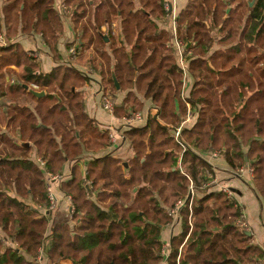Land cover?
<instances>
[{
  "label": "trees",
  "instance_id": "trees-1",
  "mask_svg": "<svg viewBox=\"0 0 264 264\" xmlns=\"http://www.w3.org/2000/svg\"><path fill=\"white\" fill-rule=\"evenodd\" d=\"M92 1L62 0L72 9L78 37L67 50L76 47L77 57L86 56L95 46L87 64L79 65L73 59L60 64L63 23L54 0H0V30L17 32L24 25V32L42 36L59 62L45 75L19 45L0 46V118L3 114L8 121L6 132L0 127V238L7 245L0 241V264H37L43 246L48 264L65 259L73 264H162V232L174 223L170 211L188 197L190 179L200 186L213 171L198 149L219 151L234 172L252 163L253 186L264 197V0H191L177 18V40L192 82L187 101L199 108L197 123L181 134L191 147L184 153L185 171L180 169L181 145L174 139L188 112L184 76L170 33L157 25L168 19L164 0ZM115 18L120 32L116 35L112 26L105 34L102 24L111 26ZM216 30L220 49L212 53ZM12 66L23 70L17 73ZM112 71L120 92L128 93L117 115L142 110L138 96L157 110L145 124L123 131L134 153L129 162L110 153L95 156L110 148V132L98 128L84 103L82 89L98 75L117 104ZM24 85L36 86L32 90L45 96L36 97ZM17 132L47 162L46 170L29 148L14 143L10 136ZM240 141L249 143L248 152ZM84 155H92L85 171L76 164ZM72 164L71 179L61 181L59 189L71 198L74 212L71 223L56 224L45 171L61 175ZM204 192L193 202V224L190 209L181 210L182 232L172 239L166 264L263 260L264 252L236 224L241 211L235 202L218 189Z\"/></svg>",
  "mask_w": 264,
  "mask_h": 264
},
{
  "label": "crops",
  "instance_id": "crops-1",
  "mask_svg": "<svg viewBox=\"0 0 264 264\" xmlns=\"http://www.w3.org/2000/svg\"><path fill=\"white\" fill-rule=\"evenodd\" d=\"M55 1V0H54ZM225 3H229L231 0H222ZM62 2V1H61ZM166 5V10L168 11V19L167 20H160L157 21V25L160 30H167L170 33L171 36V47L177 51L176 45H177V31H176V21L178 16L181 14V12L189 6L191 3V0H164ZM93 1L91 0L90 4H92ZM254 5V2L250 4V7L252 8ZM4 5L0 2V11ZM23 8V7H22ZM72 11V9H69ZM91 9H89L90 11ZM92 11V10H91ZM60 16V15H59ZM61 21L63 23V35L58 43V51L60 55L62 56V60L60 61V64L68 63L71 59L68 55L69 51L67 50L72 43L75 41H78V37L76 34V31L74 29L73 20L69 17L66 18L64 16H60ZM113 26V29L116 31V35L120 32V21L119 19L115 18L112 20L111 26L108 22H105L102 24V30L105 34H107L110 30V27ZM0 35L3 37L4 44L6 48L10 47L11 45H19L22 50L27 54V57L30 58L29 53L34 51H39L40 57L37 62H33L37 65H39V71L42 74H49L51 73L54 68H56L59 65V62H56L53 58V55L49 52V49L46 45H43V41L38 37L37 34L29 31V33L24 32V25H20L18 27L17 32L10 31L7 33L5 28H2L0 30ZM215 37L217 38L215 40V45L213 47L212 53L215 50L220 49L219 46V31L216 30L214 32ZM3 46V45H2ZM189 46H187L188 48ZM82 54L78 56V59L75 61H78L81 59ZM190 56V52L188 53ZM176 56H178V53L176 52ZM31 59V58H30ZM32 60V59H31ZM72 62H74L72 60ZM179 63V61H178ZM13 70H15L17 73L22 71L23 68L21 67H11ZM83 70H85L83 68ZM113 72V71H112ZM115 74V73H114ZM7 79H9V76H6ZM90 80L86 82L85 87H83V96H84V103L86 110L91 118H93L98 125L99 129H108L112 132H117V134L123 135L122 129H119V123L117 121V118L109 113H107L103 107H102V96L105 91L108 92L109 85L106 86V89H102L100 85V77L97 76H90ZM113 80V78H112ZM114 82V81H113ZM191 83L188 80L186 81L185 89L190 90ZM25 86V85H24ZM23 86V88H24ZM31 87V86H30ZM29 87V90L31 88ZM26 90V91H29ZM36 91V90H35ZM119 92L117 96V104L121 105L123 103L124 99L127 97L128 93L120 92V90H117ZM136 93V90H132ZM45 94V92H42ZM105 94V93H104ZM45 96V95H44ZM144 103L143 106V113H147L148 116L155 115L157 111L155 112L153 106L151 105L150 101L143 100L142 96H138ZM2 99V98H1ZM0 99V100H1ZM199 108H195V116L190 122V128H192L198 121L199 117ZM193 124V125H192ZM192 125V126H191ZM8 121L4 118V115L2 114V119L0 118V127L2 129V132L7 131ZM10 128V126H9ZM11 139L16 142V144L19 147L23 148H29L31 157L33 160H35L36 151L32 148L31 143H25L22 142L20 139V133L17 132L16 135L10 136ZM123 141V142H121ZM118 144L110 145V148L103 151V152H95V156L106 155L111 154L114 158H117L119 160H122L124 162H129L134 158V153L132 151L131 146L129 143L126 142V140L121 139ZM241 147L244 145L242 144V141H240ZM246 145V144H245ZM248 146V145H246ZM190 147V146H189ZM191 148V147H190ZM244 153L248 152L249 147H246L243 149ZM198 154L205 159V161L212 167V172L208 173L207 175L211 174L217 181V186H214L213 190L209 189V191H214V189H219L222 185H228L232 187L233 189H236L239 191V194L237 195V202L240 204L241 207H243V211L245 212L246 216V222H247V230L246 232L251 233V237H248L251 242V244H254V246L259 247L264 252V197H262L259 192L255 189L253 186L252 180L247 176L243 175L242 177H235V172L227 165V163L221 158V155H218L217 157H214L213 154H216V152H213L212 150L209 151H202ZM182 156V153H181ZM180 156V158H181ZM92 155H84V158L81 159L78 163H76L83 171H85L87 164L91 161ZM184 156L180 159V165L183 169L184 163ZM247 162V158L245 159ZM72 165H65L61 172L62 181H68L71 179V170ZM252 167V163H249L246 165V168ZM184 171V170H183ZM188 177V176H187ZM190 179V178H189ZM207 179V177H206ZM195 184L190 179V186L191 184ZM58 185V184H57ZM60 187V184L58 185ZM190 186L188 189V194L190 190ZM58 188V187H57ZM197 191V197L201 198L205 195V192H201L198 187ZM136 192V191H135ZM133 192V195L135 194ZM204 193V194H202ZM65 197V196H64ZM58 198L62 199L63 195L60 192V189H58ZM70 205L67 207H62L58 213H56L53 218V221L56 224H64V223H71L72 214L69 213ZM182 227L180 221L174 222L173 224L169 225L168 227L163 229L162 232V243L163 246L171 248V241L174 237H177L181 234ZM247 237V236H246ZM2 237L0 238V241H2ZM2 244L7 246L5 242L2 241ZM56 264H73L71 260L65 259L60 260ZM255 264H264V258L263 260H256Z\"/></svg>",
  "mask_w": 264,
  "mask_h": 264
},
{
  "label": "built area",
  "instance_id": "built-area-1",
  "mask_svg": "<svg viewBox=\"0 0 264 264\" xmlns=\"http://www.w3.org/2000/svg\"><path fill=\"white\" fill-rule=\"evenodd\" d=\"M56 9L58 10L59 14L66 17L67 15H70L71 14V11L69 10V8L64 4V3H61L60 5L56 6ZM3 47L5 46L4 44V40H3V37L0 35V46ZM176 49H177V53H178V61H179V66L180 68L182 69L183 71V80H184V84L186 83L187 81V77H188V72H187V64H186V61H185V58H184V52H183V46L180 45L177 41V45H176ZM69 57L72 59V58H75L77 55H78V50L76 47H73L69 50V53H68ZM30 58L32 59L33 62H37L39 60V54L36 53L35 51L31 52L29 54ZM32 89L36 90L37 87L36 86H32ZM184 95V94H183ZM184 101L186 102V105L188 107V116L186 118V120L183 122V124L177 128L175 131H174V139L176 140V142L178 144H180L181 146L184 147V152H186V146L185 145H182V143L180 142L181 140V134H182V131L184 129V127L186 125H188L191 120L194 118V109L191 107L190 103L187 101V99H185L183 97ZM102 104H103V107L104 109L110 113L111 115L114 114L115 112V108H116V104L115 102L112 100H110L108 97H104L103 98V101H102ZM137 122L139 124H133L134 122ZM146 118L144 117V120H143V117L138 114V115H135L134 116V119H126L125 120V123L124 125H122L123 129H131V128H134L136 126H139L141 125L142 123H146ZM122 138V135L120 134H110L109 135V142L111 145H115V144H118V142L121 141ZM214 157H217V154H213ZM180 169L181 171H183V169L181 168V165H180ZM245 174H248L249 176H253V170L250 169V168H240L238 171H237V175H235V177H242L243 175ZM217 186V183H216V179L211 175L209 174L208 175V182L206 183V185L203 186V188L205 187H211V186ZM213 186V187H214ZM232 187L228 186V185H222L218 190L219 192L223 193L224 195H226L228 197L229 200H232L235 202L236 206L239 207L240 211H241V215H240V218L236 221V224L238 226H241V227H246L247 225V222H246V216H245V212L243 211V207L240 206V204L235 200V198H237V194L233 193L232 192ZM197 197V191L195 190L194 186L191 184L190 186V190H189V194H188V197L185 198L184 200H181L179 202L176 203L175 207L170 211V216L173 218L174 222H178L179 219L181 220V210L185 207H188L190 209V216H189V222L190 224H192V206H193V202L194 200L196 199ZM50 199L52 202H54L56 200V197L55 195H50ZM247 228V227H246ZM46 251H47V246H43L40 250H39V255H38V261H42L44 260L45 258V254H46ZM170 253H171V249H169V247L167 246H164L163 249H162V257H163V262L162 264H166L169 256H170Z\"/></svg>",
  "mask_w": 264,
  "mask_h": 264
},
{
  "label": "rangeland",
  "instance_id": "rangeland-1",
  "mask_svg": "<svg viewBox=\"0 0 264 264\" xmlns=\"http://www.w3.org/2000/svg\"><path fill=\"white\" fill-rule=\"evenodd\" d=\"M62 0H55V3H54V6L56 7V6H58V5H60L62 2H61ZM70 17V15H67L66 16V18H69ZM38 35V37L43 41V39H42V36L41 35H39V34H37ZM44 43V42H43ZM43 45H45V43L43 44ZM75 46H78V44H75ZM94 48H95V46H92L91 47V49H89V52H87L85 55L86 56H82L81 57V59H79L78 61H77V63L80 65V64H87V60L91 57L90 56V53H94ZM34 51V50H33ZM36 53H38L39 54V56H40V53H39V51H35ZM30 54V53H29ZM73 59V61L75 62V60L76 59H78V57L76 56L75 58H72ZM185 85H186V83L184 84L183 83V89H182V98L184 97L185 99H188V94H189V91L188 90H186L185 89ZM33 86V85H32ZM32 86H31V89H32ZM34 90V89H33ZM37 90V89H36ZM184 94V95H183ZM108 97L111 101H112V94H111V90H110V88H109V90H108V93H106V94H104L103 93V96H102V101H103V98L104 97ZM184 100V99H183ZM114 101V100H113ZM115 102V101H114ZM102 104V103H101ZM115 104H116V102H115ZM102 107H103V104H102ZM116 108H117V106H116ZM116 108H115V112H114V114H113V116H115L116 118H117V121H118V123H119V129H120V127H122V125H124V123H125V120L126 119H134V116L135 115H138V114H140L142 117H143V120H144V117L146 118V120H147V117H148V115H147V113H143V109L142 110H140V111H138V110H134V111H128L126 114H121L122 116H119V115H117L118 113H116ZM103 109H104V107H103ZM136 109H138V108H136ZM187 109H188V107H187ZM105 110V109H104ZM106 111V110H105ZM155 112L157 111L156 109L154 110ZM107 112V111H106ZM131 112H133L132 114H130ZM188 112H189V110H188ZM188 112H187V115H186V117H185V119H184V121L186 120V118H187V116H188ZM108 113V112H107ZM110 114V113H109ZM194 116H195V111H194ZM183 121V122H184ZM134 122V121H133ZM133 124H139V123H137V122H134ZM143 124H145V123H142L141 125H143ZM183 124V123H182ZM181 124V125H182ZM190 124V123H189ZM186 125L184 128H186V127H189L190 125ZM193 125V124H192ZM124 127V126H123ZM108 130V129H107ZM122 130H127V129H123L122 128ZM109 132H110V134H112V133H114V134H117V132L115 131V132H112L111 130H109ZM180 142L182 143V145H185L186 146V148L190 145V144H187L186 143V141L184 140V138L183 137H181V140H180ZM244 143V145L241 147V143H240V147H241V150H243L244 148H246L247 146L246 145H248L249 146V143L248 142H243L242 141V144ZM246 144V145H245ZM181 148H182V156H181V158L184 156V147L183 146H181ZM198 151L199 152H202L201 151V149H198ZM198 151H197V153H198ZM214 152H216V154H217V156L218 155H220V152L219 151H217V150H214ZM180 158V159H181ZM35 162L39 165V167L41 168V169H43V170H46V164H47V162L44 160V159H42V158H40L37 154H36V156H35ZM183 170H184V167H183ZM239 170V169H238ZM237 170V171H238ZM185 171V170H184ZM237 171H235V175H237ZM45 175H46V186H47V192H48V198H49V210L50 211H52V218H54L55 216V214L56 213H58L59 211H60V209L62 208V207H67L68 205H70V210H68L69 211V213H73L74 212V208H73V206L71 205V198L70 197H64L63 196V198L62 199H60V198H56V200L54 201V202H52L51 201V199H50V195L52 194V195H55V194H58V189H59V184H60V182L62 181V177H61V175H52L51 173H49V172H46L45 171ZM245 175H247L251 180L253 179V176L251 177V176H249L248 174H245ZM208 182V175H207V179H206V181L205 182H202L201 184H200V186H198L196 183L195 184H193L192 183V185L194 186V188H195V190L196 191H198V189H196V187H198L199 188V190L201 191V192H204V191H208L209 189H211V188H213V186H211V187H205V188H203V186L204 185H206V183ZM216 183H217V181H216ZM58 184V185H57ZM58 187V188H57ZM87 189H89L88 187H87ZM202 194H204V193H202ZM237 198H235V200H236ZM237 201V200H236ZM238 220V219H237ZM192 224H193V222H192ZM241 229H243V231H246L247 230V228L246 227H241V226H239ZM2 241L3 242H5L6 243V241L4 240V239H2ZM15 247H17V245H14ZM38 259V258H37ZM35 260V262L38 264H48L45 260H42V261H38V260Z\"/></svg>",
  "mask_w": 264,
  "mask_h": 264
},
{
  "label": "water",
  "instance_id": "water-1",
  "mask_svg": "<svg viewBox=\"0 0 264 264\" xmlns=\"http://www.w3.org/2000/svg\"><path fill=\"white\" fill-rule=\"evenodd\" d=\"M112 78H113L114 85H115L116 89H117V90H120V86H119V83H118V81H117V79H116V76H115L114 72H112ZM24 89H25V90H29V87L24 86ZM29 91H30L31 93H33L36 97H44V95H45L44 93H38V92H35V91H33L32 89L29 90ZM232 192L235 193V194H237V195L239 194V191L236 190V189H232ZM243 233H244V235L247 236V237H251V236H252L251 233H249V232L243 231Z\"/></svg>",
  "mask_w": 264,
  "mask_h": 264
}]
</instances>
